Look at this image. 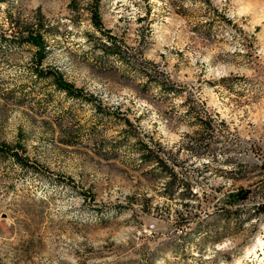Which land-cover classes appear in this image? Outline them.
Here are the masks:
<instances>
[{"label": "rangeland", "instance_id": "1", "mask_svg": "<svg viewBox=\"0 0 264 264\" xmlns=\"http://www.w3.org/2000/svg\"><path fill=\"white\" fill-rule=\"evenodd\" d=\"M197 1L99 0L128 75L103 57L90 0H0L6 37L39 24L40 68L130 123L64 99L32 76L34 48L0 43V144L27 166L0 159V264H264V0H208L236 28L208 39ZM142 61L179 92L139 88ZM140 142L190 180L186 205Z\"/></svg>", "mask_w": 264, "mask_h": 264}, {"label": "trees", "instance_id": "2", "mask_svg": "<svg viewBox=\"0 0 264 264\" xmlns=\"http://www.w3.org/2000/svg\"><path fill=\"white\" fill-rule=\"evenodd\" d=\"M90 8H89V21L92 27L97 32H102L105 35V41L100 42L99 49L103 54V57L109 56H116L120 60L124 61V69L126 73L129 75L130 66L129 59L126 55H121V51L116 44V40L114 37L109 36L108 32L102 31L100 19L97 13V5L99 0H90ZM195 1H192L191 4H195ZM203 17L202 21L195 22L194 27L200 28L204 27V31L202 34L204 39H208V34L212 30V27H218L221 24L230 25L231 27L235 28V25L231 23L225 15L218 11L217 9L213 8L208 0H198L197 4L195 5ZM175 13L183 16L185 18H190L188 16V8L187 6H183L179 4L176 6ZM236 29V28H235ZM238 31V30H237ZM201 34V35H202ZM240 34V33H239ZM50 36L48 32L39 24L35 25L32 28L16 31L12 34H9L8 37L5 36L3 32L0 30V43L4 42L7 44H26L35 49L33 54V61L34 64H31L30 72L34 79L36 80H47V82L52 86L54 91L63 94L64 99L71 100V101H82L83 98H88L89 103L93 106V112L97 115L100 111L104 112V115H115V117L120 120L125 126L130 127V123L128 122L127 118L123 116V114L118 113L117 111H109L108 109L104 111L101 107V103L99 100H92L91 96H85L81 90L74 88V86L66 82L62 76L57 72H52L49 70H43L40 68V62L45 57V37ZM243 40H245L243 38ZM137 73V71H136ZM138 76L142 77L143 83L139 85V88L145 90L149 86H154L155 89L159 92L160 95H176L179 92V88L169 79V77L164 74L163 72H158L154 66L149 63L142 61L141 65L138 67ZM101 108V109H100ZM106 113V114H105ZM70 135L66 133L65 141L69 143ZM100 146L98 149L102 148V141L100 142ZM137 149L139 151V161L141 164H149L153 166V169H157L159 174H162L163 178H165V182H163L162 192L163 196H166L167 199H176L179 203L186 205L188 200H192L194 195L191 194L190 188V180L186 176L178 175L175 173L172 168L166 164V161L160 158L156 152L158 149L154 150L149 148L143 142L137 144ZM19 150L15 148V150L10 149L9 147L5 146L4 144H0V159L1 158H9L11 161L17 165L20 169L27 168L25 164V156H21L18 153ZM264 209V206L262 207Z\"/></svg>", "mask_w": 264, "mask_h": 264}]
</instances>
